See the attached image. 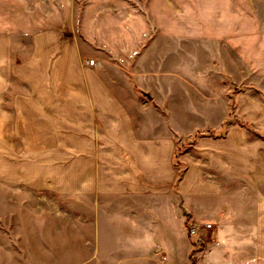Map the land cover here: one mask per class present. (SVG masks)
I'll return each instance as SVG.
<instances>
[{
    "label": "crops",
    "instance_id": "obj_1",
    "mask_svg": "<svg viewBox=\"0 0 264 264\" xmlns=\"http://www.w3.org/2000/svg\"><path fill=\"white\" fill-rule=\"evenodd\" d=\"M23 1L11 10L31 13L32 7ZM41 1L33 2L34 22L0 29V112L2 125L8 128L3 130L4 144L11 147L16 136L18 142L35 143L33 157L46 159L52 175L58 174V165L43 153L49 144L51 148L55 145L54 151L67 159L62 179L67 191L93 196L94 238L99 235L100 214L116 207L130 217L125 220L129 225L134 224V234L129 231L123 237L129 238L123 242L122 251L134 252V264H165L169 232H161L170 227L171 219H177L181 227L183 211L197 220H218L229 209L228 203L214 204L215 209L198 216L193 205L188 206L187 196L217 197L219 184L223 188V182L228 184L234 177L228 162L220 170L208 171L210 158L190 160L193 157L189 155V159L185 152L180 160L186 165L178 178L176 137L187 135L181 129L182 118L166 117L162 111L192 110L181 103V82L189 79L180 65L188 61L186 28L172 27L166 12L159 18L151 14L149 24L134 0H84L81 5L76 0L50 1L44 21ZM234 30L233 25H195L191 36L194 54H189V61L195 62L193 92L199 121L193 124L192 132L196 127L220 126L227 116L228 105L224 99H217L216 85L219 74L232 70ZM248 30L244 38L248 46L244 45L241 52L245 60L251 42ZM22 36H28L30 51L15 63L14 48L23 41L19 39ZM88 57L93 64L87 62ZM126 62L130 63L128 68ZM11 79L21 88L6 104ZM43 79L49 81L48 88H43ZM208 80L215 87L208 86ZM37 81L40 83L34 85ZM214 91L215 99L208 100ZM139 93L146 99L142 100ZM186 117L190 118L189 114ZM229 136L228 130L221 140L227 141ZM201 143L218 159L225 152L218 139L201 137ZM198 144L197 150L204 148ZM204 172H211L214 179L210 180L215 184L203 179ZM160 238L164 242H158ZM186 256L187 245L180 264L185 263ZM257 257L258 264H264V247ZM250 260L248 256L245 264Z\"/></svg>",
    "mask_w": 264,
    "mask_h": 264
},
{
    "label": "rangeland",
    "instance_id": "obj_2",
    "mask_svg": "<svg viewBox=\"0 0 264 264\" xmlns=\"http://www.w3.org/2000/svg\"><path fill=\"white\" fill-rule=\"evenodd\" d=\"M26 1L27 6L32 7V12L21 14L11 10L21 0H0V29L29 24L28 21L34 22V0ZM50 1L55 0H42L40 3L44 21ZM76 1L81 5L84 0ZM134 6L139 8L149 24L152 23L151 14L159 18L162 12H166L172 27H180L181 30L184 26L186 28L188 61L180 65L189 79L181 82V103L192 110L185 113L178 110H171L170 113L162 111L166 117L168 114L176 120L183 119L180 121L181 129L187 136L176 137L174 156L175 165L179 168L178 175L181 177L186 165L180 160V155L185 152L193 157L190 159L189 156L190 160L197 157L206 161L210 158L209 164L212 167L206 166L208 171H213V168L215 171L220 170L228 162L234 175L228 184L223 182V188L219 184L217 197L211 194H203L201 197L187 196L188 206L193 205L198 216L204 215L201 214L204 211H211L214 204L221 206L228 203L229 209L223 210L218 220L209 217L197 220L187 211H183V228L179 226L176 218L171 219L170 227L161 232H169L165 242L170 244H167L170 249L164 256V263H182L187 245L186 261L183 264H245L248 256L251 260L247 264H258L259 249L264 247V86L261 84L264 83V0H134ZM196 24L208 27L210 24L233 25L235 51L231 57L232 70L227 74H219L217 96L214 91L207 97L208 100L213 97L215 99V96L218 100L224 99L228 105L225 120L220 126L202 129L196 127L198 129L192 132L193 124L199 121L193 92V83H196L195 62L193 59L189 61V54H194V41L191 36ZM249 28L251 42L245 60L241 52L244 45L248 46L244 38ZM150 33L149 37L153 31L150 30ZM78 34L82 36L79 31ZM27 37H18L23 41H19L18 47L14 48L15 63L29 54ZM90 58L92 57H88ZM129 65V62L125 63L126 68ZM32 81L35 82L34 79ZM39 83L37 81L34 85ZM42 83L43 88L50 86L47 79H43ZM212 85L215 87L213 81L208 86ZM20 86L15 80H10L5 94L6 104L20 91ZM139 96L142 100L146 99L143 94L139 93ZM174 103L178 104V100ZM247 105L250 106L248 110ZM188 114L190 118L186 117ZM2 118L0 112V264H134V252L128 249L125 253L121 248L123 242L129 238L127 236L123 239L125 234L129 231L134 234V224L129 225L125 221L130 217L122 214L116 207L110 208L107 213H101L99 235L95 239L91 222L95 211L90 205L93 196L67 191L66 182L62 180L67 159L54 151L55 145L52 148L48 145V151L43 155L49 156L58 165V174L52 175V166L46 159L37 161L33 157L35 143L18 142L19 138L16 136L11 147L4 144L5 127L2 125ZM208 129L210 134H206ZM228 130V140H221L226 138ZM201 137L218 139L223 143L221 149L225 148L224 154L218 159L214 154L208 153L204 143H201L204 148L197 150L195 146ZM210 173L204 172L203 179L213 181L210 179H214V176ZM203 189L210 192L208 188ZM191 223H210L211 227L199 236L188 235L187 238V228ZM118 226L127 232L118 229ZM157 241L164 242L163 239Z\"/></svg>",
    "mask_w": 264,
    "mask_h": 264
},
{
    "label": "built area",
    "instance_id": "obj_3",
    "mask_svg": "<svg viewBox=\"0 0 264 264\" xmlns=\"http://www.w3.org/2000/svg\"><path fill=\"white\" fill-rule=\"evenodd\" d=\"M93 59H88L89 64H93ZM211 224L210 223H191L189 224L187 228V234L192 237L199 236L201 232H204L206 229L210 228Z\"/></svg>",
    "mask_w": 264,
    "mask_h": 264
},
{
    "label": "trees",
    "instance_id": "obj_4",
    "mask_svg": "<svg viewBox=\"0 0 264 264\" xmlns=\"http://www.w3.org/2000/svg\"><path fill=\"white\" fill-rule=\"evenodd\" d=\"M206 134H210V129H208V132ZM176 164V163H175ZM180 177V175H178V178Z\"/></svg>",
    "mask_w": 264,
    "mask_h": 264
}]
</instances>
